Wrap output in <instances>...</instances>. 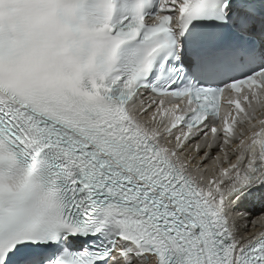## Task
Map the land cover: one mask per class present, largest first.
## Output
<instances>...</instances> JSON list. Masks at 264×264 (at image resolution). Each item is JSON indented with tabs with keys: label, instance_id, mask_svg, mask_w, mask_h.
I'll use <instances>...</instances> for the list:
<instances>
[{
	"label": "snow or ice",
	"instance_id": "1",
	"mask_svg": "<svg viewBox=\"0 0 264 264\" xmlns=\"http://www.w3.org/2000/svg\"><path fill=\"white\" fill-rule=\"evenodd\" d=\"M258 106L264 0H0V264H264Z\"/></svg>",
	"mask_w": 264,
	"mask_h": 264
},
{
	"label": "bare ground",
	"instance_id": "2",
	"mask_svg": "<svg viewBox=\"0 0 264 264\" xmlns=\"http://www.w3.org/2000/svg\"><path fill=\"white\" fill-rule=\"evenodd\" d=\"M256 229H252V231H255Z\"/></svg>",
	"mask_w": 264,
	"mask_h": 264
}]
</instances>
